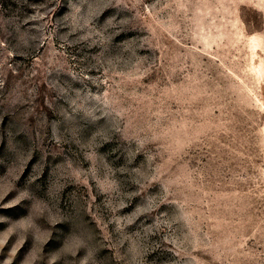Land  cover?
Listing matches in <instances>:
<instances>
[{"label": "rangeland", "instance_id": "rangeland-1", "mask_svg": "<svg viewBox=\"0 0 264 264\" xmlns=\"http://www.w3.org/2000/svg\"><path fill=\"white\" fill-rule=\"evenodd\" d=\"M0 264H264V0H0Z\"/></svg>", "mask_w": 264, "mask_h": 264}]
</instances>
